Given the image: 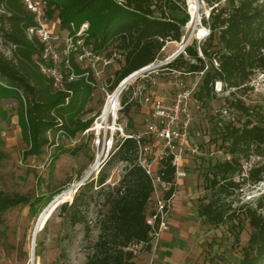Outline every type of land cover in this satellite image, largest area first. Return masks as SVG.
Returning a JSON list of instances; mask_svg holds the SVG:
<instances>
[{
  "label": "trees",
  "instance_id": "obj_1",
  "mask_svg": "<svg viewBox=\"0 0 264 264\" xmlns=\"http://www.w3.org/2000/svg\"><path fill=\"white\" fill-rule=\"evenodd\" d=\"M41 1L44 18L52 22L57 13L61 30L70 35L74 44L68 57L61 54L65 43L57 48L63 78L59 89L40 69L41 64L51 66L52 62L43 61L44 44L36 35H29L30 29L37 28L35 17L23 0H0V38L11 50L10 57L0 50V78L4 90L15 93L23 105L24 99L27 102L24 117L30 147L24 152L26 158L43 155L51 145L50 134L60 132L70 139L77 138L91 127L94 115L100 111L101 107L98 111L91 107L98 92L97 81L91 69L86 68L87 60H80L84 49L109 59L119 56L115 57L119 68L112 74L114 80L107 78L112 83L110 90H114L133 73L155 63L167 43H180L191 21L186 0ZM199 2L209 10L208 16L201 19L208 34L201 42L194 40L164 67L200 76L193 94L197 115L211 124V143L229 156L214 161L201 151L192 157L202 160L198 168L204 195L198 199L197 213L214 229L227 227L237 246L248 228L250 234L241 248L239 264H264V194L253 202L242 201L246 187L264 182V99L251 105L243 99L254 91L253 77L264 72V0ZM83 25L88 28L78 35ZM216 84H221V93L228 96L226 107L213 114L211 106L219 96ZM131 110L127 106L124 114L129 115ZM201 120L200 125L194 118L191 137L197 130L206 135ZM128 126L136 129L132 120ZM203 145L195 144L199 150ZM135 149L134 140H125L109 162L128 163L118 186L103 193L108 178L103 170L97 182L87 184L71 205H62L73 227L83 224L84 209L94 200L89 193L95 187L101 188L98 197L103 199L104 211H99V235L86 264H144L127 250L132 243L149 242L151 231L147 217L153 188L145 171L135 164ZM91 158L93 161V155ZM254 159L260 160L245 173L244 162ZM166 172L167 179L173 180L174 169L169 163ZM59 194L51 195L49 201ZM22 205L32 207L30 197L0 190V221L7 212ZM151 249L150 245L145 248L147 252Z\"/></svg>",
  "mask_w": 264,
  "mask_h": 264
},
{
  "label": "rangeland",
  "instance_id": "obj_2",
  "mask_svg": "<svg viewBox=\"0 0 264 264\" xmlns=\"http://www.w3.org/2000/svg\"><path fill=\"white\" fill-rule=\"evenodd\" d=\"M186 3L191 21L185 28L184 37L180 43L166 44L156 62L152 64L155 70L162 63H166L168 59L173 61L194 40L201 42L205 39V37L200 38L198 34L201 30H205L201 25V19L203 15L208 16L209 10L199 0H186ZM48 26L52 30L53 36L57 38L55 45L59 47L61 43L65 42L67 33L60 28L57 13ZM72 47L73 45H70V49ZM0 50L6 56H11L10 47L1 38ZM118 68V63H114L111 68L106 69L102 76L103 80H107L109 76L112 77ZM153 76L159 83V87L156 89L157 94L165 96L169 101L172 100L173 92L169 83L177 80V73L163 68L157 70ZM178 77L188 86L200 81V76L197 75ZM4 86L0 78V190L10 194L17 193L28 196L33 205L32 207L29 205L19 206L7 212L0 221V264H54L55 262L58 264H86L87 257L92 253V247L99 235L97 227L100 219L99 211H104L101 207L103 199L98 197L101 188L95 187L89 193L94 195V200L88 208L84 209L85 223L73 227L69 220V214L62 210V205L64 203L71 205L73 199L85 189L83 187L72 195L71 200L56 204L55 209L43 228L37 231L36 236L35 229L40 215L56 198L49 201V197L54 193L66 192L67 189L73 188V185L88 170L93 155L90 139L86 141L81 135L70 139L60 132L50 134L51 145L43 155L24 157V152L30 147L28 127L24 117V108L27 102L24 99L23 105L18 96L4 90ZM251 86L254 89L253 93L248 98L247 96L243 98L249 105L264 99V72L257 73L253 77ZM221 90L222 85L216 84L215 91L219 96L212 103L213 114L226 107L225 97L228 96V93L222 94ZM102 101V93L97 92L91 107L98 111ZM189 108L195 122L201 125L194 99H191ZM130 119L135 130L143 128L142 118L137 110L133 109L129 115L123 116V120L126 122H130ZM203 124L207 133L203 136V133L195 131L196 135L192 137L194 145L199 146L200 143H204L200 153L202 151L205 158L210 157L214 161L228 158L229 156L223 150L211 143L212 138L209 133L211 124L209 125L205 121ZM56 155H58V159H54ZM257 161L254 159L248 163L244 162V166L249 167L250 164ZM201 162L202 160L199 158H190L185 163L188 167L184 168L186 176L179 180L178 195L173 201L172 211L166 217L158 244L155 247L152 245L149 252L144 248L140 249L136 254L137 262L144 264H239L241 248L246 246L250 230L246 228L241 236V244L237 246L233 234L228 231L227 227L214 229L199 218L198 199L204 195L200 188L199 171L201 169L198 168ZM125 171L126 168L121 162L109 163L103 172L108 176L103 193L118 186ZM262 194H264V182L254 187H246L242 201L253 202ZM152 208L153 201L151 200L148 211L151 212Z\"/></svg>",
  "mask_w": 264,
  "mask_h": 264
},
{
  "label": "built area",
  "instance_id": "obj_3",
  "mask_svg": "<svg viewBox=\"0 0 264 264\" xmlns=\"http://www.w3.org/2000/svg\"><path fill=\"white\" fill-rule=\"evenodd\" d=\"M23 3L37 23V28L30 29L29 35H36L44 44L43 61L52 62L51 66L41 64L40 69L44 75L53 79L55 87L59 89L63 81L58 69L61 56L55 45L57 38L53 36L48 26L50 22L44 18V4L41 0H23ZM87 28L88 25H83L78 35ZM64 43L65 48L61 54L68 57L70 45H74L68 33ZM78 45H81V42H78ZM115 57L109 59L88 49H84V55L80 57L81 61L83 58L87 60L86 68H90L94 73L97 91L102 93L103 103L100 111L94 115L91 127L81 134L86 141L90 139L93 161L84 176L73 187L78 191L93 181L97 182L101 172L119 151L123 142L128 139L135 141V164L145 171L153 188L151 196L153 208L147 217V224L151 227L150 241L132 243L127 249L136 256L140 249H145L148 245L157 246L166 217L172 210L173 201L177 196L179 180L186 176L185 163L190 158L200 155L199 148L191 142L194 116L189 108L199 81L188 86L178 77L188 75L175 71L177 80L169 83L173 99L169 101L165 96L158 95L156 89L159 83L153 75L170 63L171 60L168 59L166 63L159 65L157 70L150 65L133 73L114 90H110L112 83L104 81L102 76L104 71L115 63ZM66 68H69L68 62ZM111 79L114 80V76ZM127 106H131L132 110L135 109L140 114L143 126L141 130L130 129L128 122L123 120ZM223 113L227 115V111ZM167 163L174 169L171 181L167 179ZM121 164H124L125 168L128 166L125 162ZM251 165L244 166L245 173Z\"/></svg>",
  "mask_w": 264,
  "mask_h": 264
},
{
  "label": "bare ground",
  "instance_id": "obj_4",
  "mask_svg": "<svg viewBox=\"0 0 264 264\" xmlns=\"http://www.w3.org/2000/svg\"><path fill=\"white\" fill-rule=\"evenodd\" d=\"M207 35V30H201V32L198 34L200 38H203ZM76 193V187L69 188L66 190V192H62L59 195L56 196L55 200L51 203V205L48 207V209L40 215L38 224H37V231H40L43 226L45 225L46 221L48 220L50 214L53 212V210L56 207V204L61 201H68L72 199V195ZM37 234V233H36Z\"/></svg>",
  "mask_w": 264,
  "mask_h": 264
},
{
  "label": "water",
  "instance_id": "obj_5",
  "mask_svg": "<svg viewBox=\"0 0 264 264\" xmlns=\"http://www.w3.org/2000/svg\"><path fill=\"white\" fill-rule=\"evenodd\" d=\"M179 54V53H178ZM36 233H37V227H36V229H35V236H36Z\"/></svg>",
  "mask_w": 264,
  "mask_h": 264
},
{
  "label": "crops",
  "instance_id": "obj_6",
  "mask_svg": "<svg viewBox=\"0 0 264 264\" xmlns=\"http://www.w3.org/2000/svg\"><path fill=\"white\" fill-rule=\"evenodd\" d=\"M177 195H178V192H177ZM172 211V210H171ZM172 216V215H171Z\"/></svg>",
  "mask_w": 264,
  "mask_h": 264
}]
</instances>
